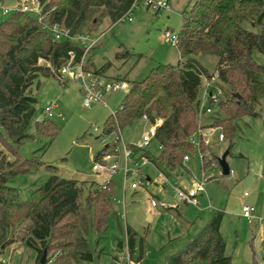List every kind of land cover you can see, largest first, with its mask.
Listing matches in <instances>:
<instances>
[{"label": "trees", "instance_id": "16d2710c", "mask_svg": "<svg viewBox=\"0 0 264 264\" xmlns=\"http://www.w3.org/2000/svg\"><path fill=\"white\" fill-rule=\"evenodd\" d=\"M40 2L42 23H59L70 28L72 34H83L99 21L98 12L115 23L129 12L135 0ZM7 15L0 23V143L10 148L13 160L0 151V239L29 220L21 241L35 251L36 264L98 261L101 251L91 249L89 234L102 236L107 231L110 217L116 212V180L108 183L107 188L96 181L85 187L76 178L62 176L57 166L20 151L23 144L38 135L52 140L58 135L60 128L54 117L44 116L34 123L39 103L36 92L42 86L41 77H61L60 70L70 51L76 52L79 61L87 43L69 38L55 40L35 13L16 10ZM247 22L260 29H248ZM178 33L181 61L161 63L145 78L132 81L121 108L110 114L103 130L104 135L120 132L145 115L151 123L162 120L154 140L159 152L155 153L152 147L135 152L148 156L169 177L184 167V156L193 151L189 138L199 125V94L204 76H211L197 56L216 55L219 59L215 72H219L225 88L226 98L220 107L225 108L227 118L219 120L211 116V119L221 122L223 129L231 133L235 120L259 114L254 107L264 96V80L260 78L261 74L264 76V65L257 62L256 55H264V0H195L185 10ZM107 68V65L94 69L85 66L88 72L102 76ZM42 111L45 113V108ZM108 149L105 146L96 153L94 160L102 161ZM44 167L51 174L28 200L9 184ZM223 218L222 211L212 214L208 224L169 256L165 264H234L232 256L226 253L227 242L221 231ZM146 241L145 236L138 237L128 227L125 244L132 255L139 250L138 261L145 255ZM118 247L124 248V242L120 241ZM261 247L264 259V238ZM251 264L261 263L253 259Z\"/></svg>", "mask_w": 264, "mask_h": 264}, {"label": "rangeland", "instance_id": "374dc122", "mask_svg": "<svg viewBox=\"0 0 264 264\" xmlns=\"http://www.w3.org/2000/svg\"><path fill=\"white\" fill-rule=\"evenodd\" d=\"M27 0H0L1 5L8 6L14 11L18 5ZM161 2L163 0H154ZM169 8L157 12L154 7L140 4L132 14V20L112 22L107 16L102 17L98 12L97 23L85 29V34L96 44L86 54L85 66L89 68H101L105 70L107 78L127 79L132 81L145 78L151 70L161 63L177 64L181 61V53L177 45H172L163 39L165 30L171 29L179 32L183 25L185 10L192 7L195 0H168ZM104 12V10H102ZM11 12V13H12ZM9 15L0 12V23ZM248 29L258 31L259 26L245 24ZM88 44L89 41H86ZM199 62L208 69L211 76L218 64L216 55H199ZM256 60L264 65V55L257 54ZM45 62V61H42ZM61 74V73H60ZM260 78L264 80L263 74ZM42 86L36 92L38 97L37 113L34 117L39 120L46 116L42 109L51 102L57 101L58 108L55 110L54 121L60 128L58 135L52 140L51 137L38 135L35 140L27 141L20 147V151L27 157L36 156L46 163L57 166L59 173L68 178H76L80 184L91 186L93 181L100 184L105 182V174H97L94 170V156L107 144L115 142L119 132L104 135V124L110 114L115 113L123 104L126 95L125 90L109 93L105 96L108 106L103 103H95L91 108L83 103L84 94L80 83L68 76L41 77ZM225 89V88H224ZM226 93V92H225ZM226 96V94H225ZM226 98V97H225ZM258 115H244L234 121L235 127L231 133L223 129V124L211 118L205 121L204 138L213 136L215 130H220L225 135V140L209 145H203L202 150L208 159H218L227 150V161L231 173L224 175L222 169L214 171L213 178L207 184L205 196L200 198V208L181 204L183 221L189 220L191 225L185 227L179 220L175 210L153 208L154 218H149L151 198L157 197L159 187H150L147 190H134L127 186L126 204L116 203V212L110 217L107 231L99 236L90 232L89 243L91 249L100 252L98 261H81L78 264H114L113 260L121 257L116 264H128L126 226L132 227L138 237H146L145 255L140 260L141 264H165L169 256L182 249L191 238H194L209 222L212 214L218 211L224 212L221 231L227 242L226 253L233 258L234 264H251L253 259L264 264L262 252V240L260 226L264 221H248L241 215L243 194L248 191L250 204L257 208V215L264 217V96L255 104ZM58 112L62 115L58 116ZM217 117L225 120L227 114L225 108H218ZM216 117V116H215ZM34 125V124H33ZM150 123L142 120L136 124L127 126L121 130L123 139L128 143H137L141 139L142 132L149 129ZM213 129H210V128ZM35 133V128L32 129ZM153 151L159 152L156 141L153 142ZM10 148L0 143V151L13 160ZM184 167L177 169L176 175L170 176L175 183L187 180L184 184L191 185L195 176L201 179L199 155ZM211 163L207 162L209 166ZM49 168L30 175L19 176L9 183L21 192L23 199L28 200L32 192L42 186L50 176ZM143 174L160 179V174L153 166H146ZM115 195L123 199V177L117 175ZM165 200L176 202L172 191L161 193ZM161 196V195H160ZM212 204L210 209L208 206ZM125 211L126 218L121 214ZM29 220H24L12 229L5 239H0V262L4 264H36L35 251L27 248L21 241ZM128 226V227H129ZM254 236L256 238L254 239ZM10 239H9V238ZM8 239V240H7ZM120 241L124 242V249L118 248ZM11 243V244H9ZM139 247V243H137ZM131 253V252H130ZM139 256V250L135 251L132 258Z\"/></svg>", "mask_w": 264, "mask_h": 264}, {"label": "built area", "instance_id": "2783aa9c", "mask_svg": "<svg viewBox=\"0 0 264 264\" xmlns=\"http://www.w3.org/2000/svg\"><path fill=\"white\" fill-rule=\"evenodd\" d=\"M140 4L147 7H154L157 12L168 9L170 4L168 0H163L161 2L154 0H135L132 8L129 12L120 18L119 21H124L125 19L132 20V14L136 7ZM14 11L20 10L23 12L35 13L38 16V20L42 23L44 14L42 12L40 0H27L21 5H18ZM0 12L3 14H9L12 9L8 6L1 5ZM44 27L52 32L55 40H62L69 38L72 40H79L82 43L87 44L85 52L82 54L80 60L76 59V52L74 50L70 51L68 54L67 63L61 68L60 73L63 76H68L71 79L77 80L80 83L81 91L84 94L83 103L85 107L91 108L95 103H103L108 106L105 96L109 93L116 92L119 90L127 91L130 87V83L124 79L118 78H107L106 76L97 75L88 72L85 69V57L97 42V40H92L88 38L85 34H72L70 28L65 27L62 24L54 23H42ZM163 39L172 44L178 45L179 43V33L177 31L167 29L163 34ZM219 72H214L210 77L204 76L201 91L199 94V105H198V129L194 132L190 138L189 142L193 146V151L186 154L183 159V164L189 163L193 160L195 154L199 155L200 168H201V179H197L193 176L192 184L184 185L182 183H175L171 180L169 176L159 170L153 163V161L146 155H139L135 152V149L142 153L152 147V144L156 138L157 126L162 120L158 119L155 123H151L147 115L142 118V121L150 123L149 129L144 130L141 135V139L137 143L126 142L121 131L118 133L117 138L114 143L109 144V149L103 157L102 161L94 160V170L97 174H105L107 179L103 182V188H107L108 183L116 180L117 175H122L123 177V188L124 194L123 199H118L116 195L114 196V201L117 204H126V188L131 187L134 190H147L149 186H155L159 189V195L157 196L159 200L155 197L151 198V205L153 208H163V209H175L179 207L180 204H185L194 207H200L202 201L200 198L205 196L207 192V184L211 178L215 176L214 171L221 170L220 163L218 159L210 158L208 159L207 154L202 150L203 145H209L213 142L220 143L225 140V135L220 130H215L212 138H204L205 135V121L211 116H217L216 112L220 108L221 102L225 99V90L222 87L219 79ZM58 108V102L53 101L48 106L45 107V114L48 117H54L55 110ZM58 116L62 113L58 112ZM210 129H213L212 127ZM113 151V152H112ZM208 163H211L209 166ZM153 166L155 170L160 174V179H157L150 174H143V170L146 166ZM169 193L173 192L176 202H170L165 200L161 194L162 192ZM161 195V196H160ZM250 196L249 192H245L243 197L247 198ZM212 208V204L209 205ZM242 216L250 222L254 220L264 221V217L257 215V208L255 205L245 202L242 206ZM122 218H126L125 211L121 214ZM129 224H127L125 230L127 233ZM264 229V225H263ZM128 249V245H127ZM129 250V249H128ZM121 260V257L113 260L116 264ZM128 264H141L140 261L132 258V254L127 252ZM0 264H4L3 262Z\"/></svg>", "mask_w": 264, "mask_h": 264}, {"label": "crops", "instance_id": "0c3cea01", "mask_svg": "<svg viewBox=\"0 0 264 264\" xmlns=\"http://www.w3.org/2000/svg\"><path fill=\"white\" fill-rule=\"evenodd\" d=\"M108 77V76H107ZM110 78V77H109ZM118 79H120V78H118ZM124 80H127V79H124ZM128 81V80H127ZM129 82V81H128ZM109 144H107L106 146H108ZM192 174H193V170L192 171H190V173H189V179H191V178H193V177H190V176H192ZM194 175V174H193ZM194 179V178H193ZM187 180H183L182 182H178V183H182V184H184L185 182H186ZM193 181V180H192ZM185 185V184H184ZM150 187H153V186H150ZM149 188V187H148ZM143 190H141V191H139V193H141ZM246 192H248V191H246ZM250 193V192H249ZM244 195V194H243ZM125 196H126V194H125ZM250 196H251V193H250ZM249 196V197H250ZM249 197H247V198H244L243 197V200H245L244 201V203L245 202H247V203H250L249 201H248V198ZM243 203V204H244ZM151 207H152V205H151ZM181 207H182V205L180 204L179 205V207H177V208H175V209H173V210H175V212H176V214H177V216L179 217V220H182V222H183V224L184 225H186L185 227L187 228V227H189L190 225H191V222L189 221V220H186L185 222L183 221V215H182V210H181ZM201 207V206H200ZM200 207H196V208H200ZM209 207V206H208ZM115 208H116V203H115ZM211 209V208H210ZM242 211V210H241ZM154 216H155V214H154V211H153V207H152V209H150V211H149V218L150 219H153L154 218ZM240 216H242V212H241V215ZM243 217V216H242ZM183 218V219H182ZM244 218V217H243ZM260 230H262L261 231V233L262 234H264V229H263V227L262 226H260ZM126 236H127V234H126ZM118 248H120V247H118ZM122 250L124 249V248H121ZM115 264V263H114Z\"/></svg>", "mask_w": 264, "mask_h": 264}, {"label": "water", "instance_id": "95a60500", "mask_svg": "<svg viewBox=\"0 0 264 264\" xmlns=\"http://www.w3.org/2000/svg\"><path fill=\"white\" fill-rule=\"evenodd\" d=\"M229 155V150H227L221 157L218 158V161L220 163V166L222 168L223 174L224 175H228L231 173V168L230 165L227 161V157ZM45 259H46V253L43 256V263H45Z\"/></svg>", "mask_w": 264, "mask_h": 264}]
</instances>
